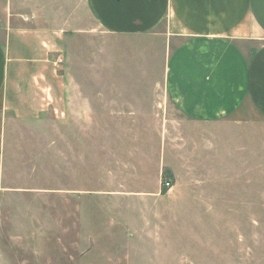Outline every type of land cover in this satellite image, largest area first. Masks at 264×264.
<instances>
[{
    "label": "rangeland",
    "instance_id": "374dc122",
    "mask_svg": "<svg viewBox=\"0 0 264 264\" xmlns=\"http://www.w3.org/2000/svg\"><path fill=\"white\" fill-rule=\"evenodd\" d=\"M79 4L0 0V35L66 27L56 59L78 84L60 119L9 130L0 264H264V118L191 120L166 90L173 46L105 33Z\"/></svg>",
    "mask_w": 264,
    "mask_h": 264
},
{
    "label": "crops",
    "instance_id": "0c3cea01",
    "mask_svg": "<svg viewBox=\"0 0 264 264\" xmlns=\"http://www.w3.org/2000/svg\"><path fill=\"white\" fill-rule=\"evenodd\" d=\"M79 3L105 33L149 35L173 46L165 64L166 90L191 120L217 122L245 107L264 118V0ZM18 22L10 20L0 35L1 173L15 123L48 114L60 119L64 106H77L78 84L68 83L56 59L69 40L66 27Z\"/></svg>",
    "mask_w": 264,
    "mask_h": 264
},
{
    "label": "built area",
    "instance_id": "2783aa9c",
    "mask_svg": "<svg viewBox=\"0 0 264 264\" xmlns=\"http://www.w3.org/2000/svg\"><path fill=\"white\" fill-rule=\"evenodd\" d=\"M0 173H1V160H0ZM165 186L166 187H170L171 186V183L170 182H166L165 183Z\"/></svg>",
    "mask_w": 264,
    "mask_h": 264
}]
</instances>
